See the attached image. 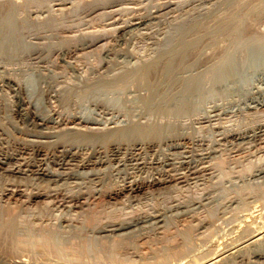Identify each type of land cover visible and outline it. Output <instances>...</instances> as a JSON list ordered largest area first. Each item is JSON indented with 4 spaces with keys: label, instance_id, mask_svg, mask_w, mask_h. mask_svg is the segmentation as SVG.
Wrapping results in <instances>:
<instances>
[{
    "label": "rangeland",
    "instance_id": "1",
    "mask_svg": "<svg viewBox=\"0 0 264 264\" xmlns=\"http://www.w3.org/2000/svg\"><path fill=\"white\" fill-rule=\"evenodd\" d=\"M13 1L15 2L17 1L19 4L18 17L20 19L23 18L26 19L27 17H29L30 20H37L38 24L36 25L33 23V21H29V23L25 25V27L23 28V38L21 42V48L17 52L13 53L12 55L0 54V89L2 87V89L0 90V121L3 122L2 125L4 126L7 125L10 128L13 125L11 121L7 122V120L6 121L3 120L4 114L8 113L12 107L11 102L13 100V97L11 91L6 89L5 87L3 89L2 80L4 76L11 75L10 76L11 78L14 77L13 78L14 80L19 81L23 89V96L27 97L26 99H29L33 106H36V108L41 112H46V110L51 111V112L49 111L47 112L49 116L51 115L50 122L52 123L57 122V119L58 121H60L64 118H65L64 120H67V118H69L68 120H72V118L73 119L77 118L76 120H82V123H80V125L77 124L79 127L77 125L76 127L86 131L90 126L89 124H91V126L94 125V127L96 126V128H100L103 130H112L115 128L125 127V125L127 124L126 122L128 120V117L130 119L132 118V120L135 119L136 121L138 120L140 121L139 116H133L132 114V116L130 117L128 116V114L131 115L130 113H133L134 109H136L135 111H142V109L144 111L146 109V105L141 101L142 102L141 105L132 106V103L130 104V102L132 98H136V100L133 101L134 102L133 104H135V101H137V99L140 100L144 99L150 94H153V92L149 91L148 89L146 90L143 83L144 81L141 80L140 81L133 80L132 82H128L127 84L125 83L121 84L111 81V79L114 78V75L116 76V74L119 73V69H120L119 67L138 66L144 62L156 60L161 49V45L157 42L158 41L157 39L164 37L171 30L174 22H177L181 16H185V15L200 20H205L202 18L203 11L216 9V7L218 6V2H221L222 0H0V5L3 4L8 5V3ZM166 4L168 6H166ZM235 9L236 7L234 5L228 6L225 4H221V11L223 14L230 13ZM139 22L141 24H139ZM208 23L212 24L213 22L208 21ZM251 28L256 30L257 32H262L264 34V10L261 12L257 21L251 24ZM263 44L264 43L261 42V44L258 45L259 47L257 46L258 48L254 47L253 49L250 50L251 52H249L248 54L249 59L246 63V66H249V68L243 69L242 72H240L239 75H237L238 77L242 78L243 82L241 81L240 82L244 84L245 86L244 90L236 89L233 92L223 91V93L219 91L221 97L218 92L217 93L214 92L216 93L215 94L217 96L216 97L213 92L205 91L199 96V99L201 100L198 101L195 110L182 121L183 122L182 127L184 126L183 138L181 136H178V138L177 136L172 138L173 143L175 142L174 144H177V142L180 144L183 143L182 145H187V147L191 148L192 150L197 149L196 152H201V150L203 151L204 149L208 150V148L210 150H217V152L220 151L219 155L212 156L210 158L211 171L212 172L215 171V172L212 173L213 175L208 176V178L210 177L209 179L207 178V176H205V178L202 180L197 179L196 181L193 179V181L188 180V182L186 181L179 182L178 187L176 186V188L147 186L144 189L146 193L143 191V193L139 195L136 199L135 198L130 199L129 196H126L125 194L118 192L119 180H120L119 178H116V180L109 179L108 181H106V183L104 184L102 183V186L101 184L98 185L99 183L97 184V182L95 183L92 182L91 184V182L86 183L83 181V183H80L79 181L81 179H79L77 182L69 181L70 183L65 185L67 188L64 185H62L63 187L62 186L55 187L53 186V184L52 185L49 184L46 186L42 184L41 186H36L37 187L36 188L35 186L30 185L28 182L25 183L24 179L19 178L21 179V182L17 184L20 186L18 185L16 186L14 185V183H12L8 187L11 188L20 187V189H23L24 195L20 196V198L19 197L9 198L11 199L9 200L6 196H3V199H1L2 195L0 194V204L2 203L1 206L6 204L4 208L5 210H8L6 211V213L7 214L10 213L9 215H12L14 218L16 217L17 223L18 225H20L19 229L22 228L20 229V232L22 233L26 232L23 235H26L27 239L32 238L33 241L31 239L30 240L28 239V242L25 243V245L26 244L27 246L29 245L28 246L29 248L27 247L28 248L27 250L31 252L35 250V252H40L42 255L45 253L44 257L46 258L47 249L48 251L51 250L52 252H54V250L56 249L55 250L56 252L54 253L59 252L58 254L64 257L63 259L62 257L59 256L55 257L60 262L62 261L61 262L62 264H72V262L74 264L76 263L95 264L98 261V259H99V262H97L98 264H112L113 262H110L111 261L109 260L110 258L107 257L105 253L112 251L114 249H115L114 251H116L117 249L116 246H118L120 243L118 244L114 240L112 241L111 239L98 240L97 238H96L97 240H95L93 236L88 234L89 231L87 229L84 230L82 229L83 231L81 230V233H79L80 232L79 230H76V232H78L77 234L80 235L72 236V238H70L69 245H67V242L66 245L65 243L61 245L62 244L61 242H59L58 245L57 243H55L56 244L55 245L53 242H51L52 239L50 240L49 236L45 237V235L46 236L48 234L50 235L52 231H55L57 229V227L55 228L54 226V222H56L55 224L57 226L60 223L72 225L75 223L81 224L80 222H82L83 225H86L89 221L90 224L92 222L94 224L95 222L102 223L103 221L105 223L108 222V220L110 221V219L111 221L128 220V219L136 218V216L137 217L144 216L145 214L152 215L166 208L168 204L170 205L176 204L177 203L176 201H178L179 204L183 203V205H185L186 203L187 205L192 206L195 202H198L203 199L211 200V198L217 196H220L218 198L220 199L219 201L220 203L218 201L217 203L219 204L215 202L216 203L214 204L215 208L211 203H210L211 205L207 206L209 204L208 203L206 204L205 207L203 206L204 209L202 207L200 208L198 207L196 211H194L192 214H189L188 216L186 215L181 219L172 220L173 222L170 220L169 222L170 227L168 224V226L163 230L160 229L157 235L155 234L153 235L152 232L148 231V233L143 232L142 233L143 235L142 234L138 235L139 237L138 236L134 237L135 241L133 238L131 240L129 239L125 240L126 242L124 241V244L127 245V247L125 248H128L126 250H128L129 252L135 255V256L133 255V257L137 258L139 257V255H142L140 257L141 258L143 257L145 259V260H141V259L137 260L138 259L137 258L136 260L134 261L131 260V261L134 262V264H139L138 261L146 262V260H147L146 262L147 264L150 263L151 264H156V263L181 264L182 262L181 260H187L189 262V260L191 259L190 263H192L193 259H195L196 261L202 260L204 259V257L206 258L208 255L213 253L215 249L219 250V247L220 248L222 247L224 249L226 247V244L229 246L232 243H235L233 241H237L239 238H241L243 236L242 234H244L242 230L247 229L245 226H241L243 223L242 216L244 217V214H246L247 211L251 210L250 208H253L252 206L254 204H255L254 207H256L257 209L261 208L260 207L261 203H258L260 202V200L259 201L256 200L257 202H255L254 200L255 198L251 199L250 196H252V194L253 195L256 194L257 193L256 191L260 192V190L262 189L264 190V184H262L264 182L263 181L264 177L263 179H261L262 177H260L261 180L258 178V182H256L257 179L254 180L253 177L254 176L253 173L257 172L256 170L264 168L263 167L264 149L262 148L264 147V143L263 145L262 144L259 146L253 145L252 147L250 146L247 147L246 144H243L245 145V147L242 148L243 147L242 146L240 149L236 151L231 148V145L234 144L236 140L235 139L233 140L232 135L230 134H235L236 131L242 132V130H246L245 128L248 129L249 127L254 126L255 123L259 124L264 122V45ZM228 45H231L230 40H223L219 42V48L226 47ZM216 53L218 52L213 51L211 48L203 45L201 47V53L199 54V57H196L195 59L194 55H192L191 57L188 58V62L192 64L190 66H199L198 69H200L201 66H209L211 63H213L216 60V55H217ZM107 60L108 61L110 60V62H107ZM38 69L42 70L43 72L48 71L47 73L52 72L55 76L54 77L55 82H53V87L56 90L53 93V96L50 98V100L49 98H47L48 99L47 100L44 96L42 97L37 88L38 77L36 75V71ZM101 78L109 79V83L102 85L97 84V82H99ZM66 87L69 88L68 95L65 98L64 97L60 98L56 91ZM45 108L48 109L45 110ZM199 117L200 119H198ZM52 119L53 121H51ZM141 119L143 120V122L145 121L143 118ZM202 119L203 121H201ZM85 120H87L86 123ZM85 124L88 125L87 128ZM66 125L69 126V124H65L62 125L61 128H63L64 126L67 127ZM225 128L227 131L225 130ZM23 130L25 129L17 128L14 131L15 135L12 134L10 136H7V134L5 133L3 134L5 135V138L7 137L6 139L9 140L10 143L12 142L11 145L16 147H20V146L24 147L26 150L25 155L29 158L32 157L35 158L34 154L32 156L31 153L34 147L41 148L43 151H46L50 155L52 154L51 156L53 157L50 156L49 160H47L48 159L47 158L46 159L47 162L43 161L46 162L44 163V165H47L48 167L53 169L57 168L58 166L53 162L54 160H56L57 157H59V154L57 152H56L57 154H54L55 143L46 142L45 144L44 143L37 145L33 144L26 139V137L29 138L28 131L26 132V130L25 131ZM233 131L234 133H232ZM63 139H67V137L62 136L61 138L60 137L58 138L59 141H63ZM175 139H178L179 141L178 140L175 141ZM88 141L90 140L82 139L79 140V142L76 141V143L79 144L82 142L81 144H83L84 142H86L83 144V146L80 144L78 147L90 151V149L87 148L90 147L89 144H91V142ZM172 141L171 143H167L168 146L170 145L169 149L167 144H163V146L166 145L165 147L161 145L163 148L160 146L147 148L145 151L147 158L150 157L152 158V156L154 160L163 158L162 155L166 154L167 152H171L173 150ZM191 143L193 147H191ZM95 144H97V142ZM194 146L196 148H194ZM260 146L262 147L260 148ZM246 148L249 150H247ZM221 153H223V155ZM102 167L103 168H101V171L103 172V174H105L104 175L105 178L107 175H109L108 172H111V170L112 171L114 170L113 172L116 171L115 168L109 165ZM146 170L148 171L145 173ZM156 170L152 168L151 169L146 168L143 171L144 174L142 173L141 180H144V178L146 179V177L148 178L149 175L151 176V174L153 173L155 174ZM82 171H86V170H82ZM217 173H218V177H217ZM251 176L253 178H251ZM249 178L251 181L253 179L257 184H255L254 181L252 182L249 181ZM82 180H86V179L82 177ZM259 183L262 185H260ZM218 185L221 186L219 187ZM99 187L101 188L99 189ZM204 187H206V189ZM2 188L0 186V189ZM36 190L40 191L41 196L35 198L34 200L33 198L32 199L28 198L29 194H27V192L29 193ZM247 193L249 194L251 193L250 195L249 194L247 195L248 198L245 197ZM67 195L68 197L70 196L69 197L70 201L67 200L66 198H65L66 200L64 199L63 196H67ZM235 195L238 197L244 195L245 199L242 201L240 200V198L236 197ZM209 196L210 198H206ZM14 199L16 202L14 201ZM232 199L235 200L232 201ZM227 200L232 202L228 203ZM245 200L246 201L249 200L247 201L248 204L245 203L246 202ZM223 203L224 205L226 206L229 205V206L225 207L224 205H222ZM237 203H239L238 204L239 206H237ZM234 204L236 205L233 206ZM248 205L249 207H247ZM258 206L260 208H258ZM11 207H13L14 210ZM225 214L228 215L226 216ZM217 215H219V217ZM59 216L61 217V219H59L60 218ZM62 217L65 220L62 219ZM201 217L203 218V220ZM229 220L233 222L231 223L229 222ZM258 220H261V218H259ZM258 220H256L254 224L252 223L251 228H253V226L254 228L255 226H257L255 223L257 224L261 223V221L258 222ZM45 221L48 224L47 223L45 224L44 223ZM71 221L73 222L75 221V222L73 223ZM238 221H240V223ZM202 229L206 232H204ZM238 231L241 232L239 233ZM32 233L33 235H35V238L32 235L29 236ZM39 234H41L42 236L40 235L39 237L38 236ZM37 236L40 238L39 239L40 241L37 240L38 239ZM198 236H201V238ZM196 238L197 240H195ZM41 239H43L45 242H43V240ZM183 239L185 240V242ZM30 241L32 242V245L35 244L36 245L32 246ZM41 241L43 245H40ZM197 242L199 244H197ZM44 243H47V245H45ZM25 245L24 247H26ZM64 245L65 247L67 246L68 248L67 247L65 248ZM43 246L45 247L43 248ZM48 246L51 249L48 248ZM72 246L73 248L80 246L79 249L77 247L78 249L77 251L73 250L74 252H77L74 253L76 255L72 254L73 253ZM61 247H63L62 249L65 250L60 251ZM36 248L38 249L40 248V250H37ZM135 248L137 252L135 251ZM123 249L120 250L122 251ZM41 251H43V253ZM64 251H70L69 252L70 254L68 253L69 255L68 254L66 255ZM183 252H184L183 254L184 256L183 255L181 256V253ZM188 252L189 254H187ZM178 253L180 254V256ZM199 254L202 255L200 256ZM42 255L41 257L43 258ZM64 255H66V257ZM102 255L105 256L103 257ZM31 256L33 255L31 254ZM145 257H147V259ZM177 257L179 258L181 257V259L179 260V258ZM65 258L67 260L68 259L71 260H68V262H66L67 260ZM94 261L96 262L94 263ZM148 261L150 263H148ZM196 261L193 260V263ZM243 261L242 264H249L252 262H253L252 264H259L257 262H254L255 260H253V258L247 260L248 262L246 261V259H244ZM183 262H182L183 264L188 263V262L185 263L186 261Z\"/></svg>",
    "mask_w": 264,
    "mask_h": 264
},
{
    "label": "bare ground",
    "instance_id": "2",
    "mask_svg": "<svg viewBox=\"0 0 264 264\" xmlns=\"http://www.w3.org/2000/svg\"><path fill=\"white\" fill-rule=\"evenodd\" d=\"M220 3L228 5V6L234 5L236 7V9L230 13L223 14L221 11V4ZM167 4H166V6L169 5V4L168 5ZM263 10H264V0H222L221 2H218V6L216 7V9L203 11V17L202 18L205 20H200V19L193 18V17L186 16V15L181 16L177 22L173 23L171 30L164 37L157 39L158 40L157 42L161 45V49H160V52H159L156 60L144 62L138 66H121V67H119L120 68L119 73L116 74V76L114 75V78H112L113 80L111 79V81L121 83V84L122 83L127 84L128 82H132L133 80H137V81L141 80V81H144L143 83H144L146 90L148 89L149 91L153 92V94H150L149 96H147L144 99H141V100L137 99V101H135V104H133L134 103L133 101L136 100V98H132V100L130 102V104L132 103V106H134V105L139 106L143 102L146 105V109L144 111H143V109H142V111H135L136 109H134V111L132 110L133 113H130L131 115L128 114V116L131 117L132 114H133V116H139L140 121L139 120L136 121L135 119L132 120V118L130 119L128 117V120L126 122L127 124L125 123L126 124L125 127L115 128L112 130H103L100 128H96V126L94 127V125L91 126V124H89L90 126L88 127V125L85 124L86 128L88 127V129L85 131L83 129H79L76 127L77 124L80 125V123H82V120H76L77 118L76 119L72 118V120H68L69 118H67V120H64L65 118L62 119L61 117L60 118L62 120L58 121V119H57V122L52 123V122H50V116L51 115L49 116V114L47 113L49 110L48 111L46 110L49 107L45 108L46 112H41L40 110H38L36 108V106H33L31 104V101L29 99H26L27 97L23 96V89H22L19 81L14 80L13 79L14 77L11 78L10 77L11 75L10 76H7V75L4 76L3 80H2L3 81L2 82L3 89L5 87L6 89H8L9 91L12 92L13 100L11 102V105H12V107L10 109L11 112L9 111L8 113L4 114L3 120L4 121L7 120V122L11 121L13 125L10 128L7 125H5V126L2 125L3 122L0 121V124H1L0 125V131H1L0 132V186H1V188L4 186L2 189H0L1 190L0 194L2 195L1 199H3V196H6L9 199V198H15V197L20 198V196L24 195L23 189H20V187H14L13 185L12 186L14 188L8 187L12 183H14V185L17 186L19 184V182H21V179H19V178L24 179L25 183L28 182L30 185L35 186V187L41 186L42 184H44L45 186L49 185V184H51V185L53 184V186H55V187L56 186L61 187L62 185L65 186V185L69 184L70 183L69 181L77 182L79 179H81L79 181L80 183H83V181L86 183L91 182V184H92V182L93 183L97 182V184L99 183L98 185L101 184V186H102V183L103 184L106 183V181H108L109 179L110 180H112V179L116 180V178H119L120 180H119L118 192H121L122 194L129 196L130 199L131 198L136 199L139 195H141L143 193L145 187H147V186L148 187H150V186L151 187H153V186L159 187L160 186L162 188H170V187L176 188V186L178 187L179 182H183V181L188 182V180L193 181V179L196 181H197V179L202 180L205 178V176H207V178H208V176L213 175L212 173H214L215 171L214 170H213L214 172L211 171L210 158L212 156L219 155L220 151L217 152V150H210L208 148V150L204 149L203 151L201 150V152H196L197 149L196 150L194 149L195 150L194 151L191 148H188L187 145H182L183 143L180 144L177 142V144H174L175 142L173 143L172 138H174L175 136H177V138H178V136H181L183 138V134H184L183 127L184 126L182 127V125H183L182 121H183V119L187 118L190 115V113H192L195 110V107H196L198 101L201 100V99H199V96L202 93H204L205 91H208V92L211 91L213 93L214 92L219 93V91H220L221 93H223V91H225V92L226 91H228V92L232 91L233 92L236 89L237 90H240V89L244 90L245 86L243 83H241V82H243L242 78L238 77L237 75H239V73L242 72L243 69L249 68V66H246V63L249 59L248 54H249V52H251L250 50L253 49L254 47L258 48L259 47L258 45L261 44V42L264 43V34L262 32H257L256 30L251 28V24H253V23H255V21H257L258 17L260 16V14ZM18 12H19V4L17 1L16 2L15 1L10 2V3H8V5H6V4L0 5V54L12 55L13 53L17 52L21 48V42H22V38H23V28L25 27V25L28 24L29 21H33V23L36 25L38 24L37 20H30L29 17H27L26 19L25 18L20 19L18 17ZM208 21H212L213 23L209 24ZM139 24H141V23L139 22ZM137 25H138V22H137ZM139 27H140V25H139ZM223 40H230L231 45L219 48V42L223 41ZM203 45L211 48L213 51L218 52V53H216L217 54L216 60L213 63H211L209 66H201L200 69H198L199 66H190L192 64H190L188 62V58L191 57L192 55H194L195 59H196V57H199V54L201 53V47ZM107 62H110V60L109 61L107 60ZM7 71H9V70H7ZM47 72L48 71L43 72L42 70H39V69L36 71V75L38 77L37 88H38L42 97L44 96L46 99L49 98V100H50V98L53 96V93L56 90L53 87V82H55L54 81L55 76L52 72H49V73H47ZM9 74H11V73H9ZM106 83H109V79L101 78V80L99 82H97V84H99V85L106 84ZM1 89H2V87H1ZM56 92L58 93V96L60 98H62V97L65 98L69 93V88L66 87V88H63V89L58 90ZM216 93H214V95ZM220 97H221V94H220ZM49 112H51V111H49ZM206 114H208V113H206ZM141 118H143L145 120L144 122H147V121L148 122L144 123ZM198 119H200V117ZM196 120H197V118H196ZM51 121H53V119ZM86 121L87 120H85V123H86ZM93 121H94V119H93ZM201 121H203V119ZM65 124H69V126L66 125L67 127L64 126L63 128H61L62 125H65ZM95 125H96V122H95ZM15 126H16V129L17 128L18 129H25L26 132L28 131L29 138L26 137V139L33 144H36V145L42 144V143L45 144L46 142L55 143L54 144L55 145L54 146V151H55L54 154L58 153L59 157H57L56 160H54L53 162L58 167L57 168L54 167L55 169H53V168L48 167L47 165H44V163H46L47 160H49V158L52 154L50 155L46 151H43L41 148L34 147V149H32V151H31L32 156H33V154L35 156V158L32 157L33 158L32 159V158H29L25 155L26 150L24 147H21V146L16 147V146L11 145L12 142L10 143V141L6 139L7 137L5 138V135L3 133L7 134V136H10L12 134L15 135V132H14L16 130ZM12 127H13V129H12ZM245 129L246 130H242V132L236 131L235 134H230V135H232V139L236 140L234 144L231 143L232 144L231 148L233 150L237 151L242 146H243L242 148H244L245 145H243V144H246L247 147H249V146L252 147L253 145H258V146L261 144L263 145V143H264V122L259 123V124L255 123L254 126L249 127L248 129L247 128H245ZM25 130H23V131H25ZM225 130H226V128H225ZM186 133H188V132H186ZM228 133H226V134H228ZM232 133H234V131ZM62 136H66L67 139H63V141H59L58 138L59 137L61 138ZM82 139L90 140V141H88V142H91V144L88 143L90 147L87 148V149H90V151L78 147L82 142L78 144V143H76V141L79 142V140H82ZM176 140H178V139H175V141ZM171 141L173 143V145H172L173 150L171 152H167L166 154L162 155L163 158L155 159V160L153 159V156H152V158L151 157L147 158L146 152H145L147 148H152L154 146L162 147L163 144L171 143ZM180 141H181V138H180ZM96 142H97V144H95ZM18 143H20V142H18ZM84 143H86V142H84ZM192 143H194V142H192ZM192 143H191V147H193ZM83 144H81V145L83 146ZM205 144H207V143H205ZM165 146L166 145H164L163 147H165ZM167 146H168V144H167ZM169 146H168V149H169ZM218 147H217V149H218ZM261 147L262 146H260V148ZM194 148H196V147L194 146ZM262 148L264 149V147H262ZM215 149H216V147H215ZM220 149H221V147H220ZM241 150H243V149H241ZM247 150H249V149H247ZM199 151H200V149H199ZM226 151H228V150H226ZM50 153H52V152H50ZM221 154L223 155V153H221ZM51 157H53V156H51ZM159 157H157V158H159ZM43 161H46V162H43ZM107 165L112 166L113 168H115L116 171L113 172L114 170L112 171L110 169L111 172H108L109 175H107L108 177L106 176V178H105L104 177L105 174H103V172L101 171V168H103L102 166L105 167ZM216 167H218V166H216ZM146 168H148V169L152 168L154 170L159 169V170H156L155 174L153 173V174H151V176L149 175L148 178L145 176L146 179L144 178V180H141L142 173ZM82 170H86V171H82ZM147 171L148 170H146L145 173ZM256 171H257L256 173H253V171H252V173L254 174V176H253L254 180L257 179L256 182H258V178L260 179V177H262L261 179H263V177H264V168L258 169ZM217 172H219V171H217ZM120 173H121V175H120ZM248 176H250V175H248ZM82 177L85 178L86 180H82ZM217 177H218V173H217ZM253 177L251 176V178H253ZM213 179H214V177H213ZM254 180L252 179V181H254ZM249 181H251L250 178H249ZM198 182H200V181H198ZM256 182H255V184H257ZM262 184H264V182ZM262 184H260V185H262ZM248 185H249V183H248ZM18 186H20V185H18ZM197 186H198V184H197ZM254 186H257V185H254ZM87 188H89V187H87ZM100 188L101 187H99V189ZM204 188L206 189V187H204ZM254 188H256V187H254ZM146 190H148V189H146ZM101 191H102V189H101ZM72 192H74V191H72ZM256 192L257 193L254 195L252 194V196H250V198L251 199L255 198L254 199L255 202H257L256 200H258V201L260 200V202H258V203H261V206H260L261 208L258 206V208H260V209H257L256 207H254L255 204L253 203L254 204L252 206L253 208H250L251 210L247 211V213L244 214V217L242 216V222L243 223L241 226H245L247 228L246 230H244V229L242 230L244 232V234H242L243 232L241 233L243 236L241 238H239L237 241H233L235 243L231 242L232 244L229 246L226 244V247L224 246L225 247L224 249L222 247H221L222 249L219 247V250L215 249L216 252L214 250L213 253H211V254L208 253L210 255H208L206 258L204 257L205 256V254H204V256H203L204 259H202V260L196 261L195 259H193L194 261H196L193 263V260H192L193 264H242V261L244 259H246V261H247V260H250V258H253V260H255L254 262H257L259 264H264V214H263L264 213V190L262 189V190H260V192H258V191H256ZM27 194H29L28 198H31V199L33 198V200L35 198H38L41 196L39 190L32 191L29 193L27 192ZM242 194H244V193H242ZM248 194L249 193H247L245 197H247ZM93 196H95V195H93ZM63 197H64V199L66 198L67 200L70 201V199H69L70 196L68 197V195H67V196H63ZM178 197H180V196H178ZM219 197L220 196L213 197V198H211V200L203 199V200H200L198 202H195L192 206L187 205L186 203H185V205H183V203L179 204V202L176 201L177 203L174 202L176 204H172V205L168 204V206L166 208H164V209H162V210H160V211H158L152 215L151 214L150 215L145 214L146 215L145 216L143 214L144 216H140V217L136 216V218H132V219H128V220L111 221V219H110V221L108 220V222H105V223H104V221L102 223L95 222L97 224H95V223L93 224V222L90 224V221H89L88 222L89 224L84 223L86 225H83L82 222L79 221L81 224L75 223V224L71 225V224L60 223L57 226L55 224L56 222H54V226H55V228L57 227V229L55 231H52L53 229L51 228L52 230L51 229L50 230L52 232L50 233V235L49 234L47 236L45 235V237L49 236L50 240L52 239L51 242H53L54 244L57 243V245H58V243L61 242L62 243L61 245H63V243H65V245H66V242H67V245H69L70 244V238H72V236H75V235L79 236L80 235V234H77L78 232H76V230H79L80 231L79 233H81L82 229L83 230L87 229L89 231V232L87 231L88 234L93 236L95 238V240H97V239L98 240H102V239L103 240H110L111 239V241L114 240L118 244L120 243L118 246H116L117 247L116 251H114L115 250L114 249V250H112L114 252L109 251V252L105 253V255L110 258V259L108 258L109 260H111L110 262H113L114 264H129V263L134 264V262H132V261L136 260L137 258H138L137 260H139V259L145 260V259L143 257H142L143 259L140 257L142 255H139V257H137V258L133 257L134 254H132L131 252L126 250L128 248H125V247H127V245L124 244L125 240H127V239L131 240L132 238L134 239V237L141 235L143 232L148 233V231L152 232L153 235L154 234L157 235V233H159L160 229L163 230L164 228H166L168 226L170 220L171 221L177 220V219H181V218L185 217L186 215L188 216L189 214H192L194 211H196V209L198 207L203 208V206L205 207L206 204H208V203L209 204L207 206L213 204V207H214V204H216L217 201L218 202L220 201V199H218ZM222 197H224V196H222ZM236 197H238V196H236ZM206 198H210V196L206 197ZM238 198H240V200H242V201L245 199L244 195L239 196ZM229 199H231V198H229ZM235 199H237V198H235ZM235 199H232V201ZM9 200H11V199H9ZM14 201H15V199H14ZM196 201H197V199H196ZM232 201H228V203L232 202ZM247 201H249V200H247ZM247 201L245 203H247ZM219 203H217V204H219ZM234 203H236V202H234ZM1 204H0V264H62L61 263L62 261L60 262L55 257L59 256V257H62V259L64 257L60 256V254H58L59 252L54 253V252H56L55 251L56 249L54 250V252H52L51 250L48 251L47 246H46V249H47L46 258L44 257L45 253L42 255L40 252H35V250L32 252L28 251L27 249L29 248L28 247L29 245L27 246V244L25 245V243L28 242V239L32 240V238L27 239L26 235H23L26 232H24V233L20 232V229H22V228L19 229L20 225H18L16 217L14 218L12 215H9L10 213L7 214L6 211H8V210L4 209L6 204H4L3 206H1ZM10 204H12V203H10ZM238 204L239 203H237V206H239ZM222 205H224V203ZM235 205L236 204H234L233 206H235ZM217 206H219V205H217ZM224 206L228 207L229 205L228 206L224 205ZM247 207H249V205ZM11 208H13V207H11ZM243 209H245V208H243ZM13 210H14V208H13ZM53 210H54V208H53ZM206 210H207V208H206ZM211 211H212V209H211ZM29 214H31V213H29ZM32 214H33V212H32ZM42 216H43V214H42ZM63 216H65V215H63ZM217 216L219 217V215H217ZM259 218H261V220H258ZM59 219H61V217ZM62 219H64V218L62 217ZM262 219H263V221H262ZM202 220H203V218H202ZM256 220H258V222L261 221V223H258V224L255 223L257 226H255V228H254V226H253V228H251L252 223L254 224V222ZM71 222H73V221H71ZM229 222H231V221L229 220ZM238 222L240 223V221H238ZM44 223L46 224L47 222L45 221ZM211 223H213V222H211ZM87 225H90V226H87ZM197 226H199V225H197ZM218 226H219V224H218ZM169 227H170V224H169ZM23 230H24V228H23ZM163 232H165V231H163ZM204 232H206V231H204ZM48 233H49V231H48ZM195 233H196V231H195ZM191 234H193V233H191ZM31 235L35 238V235H33V233L30 234L29 236H31ZM40 235L41 234H39L38 236L40 237ZM188 235H190V234H188ZM38 236H37V238H38L37 240L40 239ZM198 237L201 238V236H198ZM193 238H194V236H193ZM45 239H47V238H45ZM166 239H167V236H166ZM41 240H43V239H41ZM48 240H46V241H48ZM195 240H197V238ZM134 241H135V239H134ZM38 242H37V245H38ZM43 242H45V241L43 240ZM172 242H173V240H172ZM184 242H185V240H184ZM187 242H188V240H187ZM30 243L32 245L31 241H30ZM131 243H132V241H131ZM144 243H141V244H144ZM176 243H178V242H176ZM222 243H223V241H222ZM44 244L47 245V243H44ZM197 244H199V243L197 242ZM204 244H205V242H204ZM24 245L26 247H24ZM35 245H32V246H35ZM40 245H43L42 241H41ZM48 245H51V244H48ZM65 245H64V247H65ZM130 245H132V244H130ZM60 246H58V247H60ZM44 247L45 246H43V248ZM77 247L73 248V246H72V251L73 250L77 251L80 246L78 247V249H77ZM170 247H171V245H170ZM40 248L39 249L36 248V249L40 250ZM48 248H50V247L48 246ZM62 248L63 247H61L60 251L65 250ZM30 249H32V248H30ZM120 249H123V250L121 251ZM135 251H136V248H135ZM41 252L43 253V251H41ZM69 252L70 251H64V253L66 255ZM96 252H98V251H96ZM206 252H204V253H206ZM74 253H77V252L73 251L72 254H74ZM145 253H147V252H145ZM31 254L34 257L31 256ZM139 254H141V253H139ZM183 254H184V252L181 253V256ZM187 254H189V252ZM41 255L43 256V258L41 257ZM66 255H64V256L66 257ZM74 255H76V254H74ZM105 255H102V256L104 257ZM195 255H198V254H195ZM179 256H180V254H179ZM88 257H89V255H88ZM195 257H197V256H195ZM145 258L147 259V257H145ZM177 258H179V257H177ZM105 259H107V258H105ZM180 259H181V257L179 258V260ZM68 260H71V259H68ZM68 260L66 262H68ZM190 260H189V262L187 260H181V261L182 262L186 261L185 263L188 262L187 264H192V263H190ZM161 261H164V260H161ZM177 261H178V259H177ZM95 262L96 261H94V263ZM97 262H99V259ZM142 262L138 261L139 264H147L146 263L147 260H146V262H143V263ZM159 262H160V260H159ZM173 262H174V260H173ZM182 262H181V264L184 263V262L183 263ZM148 263H150V262L148 261ZM252 263H249V264H252ZM72 264H74V263L72 262ZM176 264H180V263H176Z\"/></svg>",
    "mask_w": 264,
    "mask_h": 264
}]
</instances>
